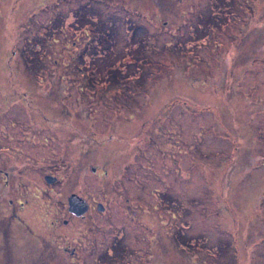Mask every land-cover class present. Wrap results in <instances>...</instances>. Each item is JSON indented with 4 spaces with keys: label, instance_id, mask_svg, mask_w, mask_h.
<instances>
[{
    "label": "rangeland",
    "instance_id": "374dc122",
    "mask_svg": "<svg viewBox=\"0 0 264 264\" xmlns=\"http://www.w3.org/2000/svg\"><path fill=\"white\" fill-rule=\"evenodd\" d=\"M0 164V264H264V0H0Z\"/></svg>",
    "mask_w": 264,
    "mask_h": 264
},
{
    "label": "flooded vegetation",
    "instance_id": "af4514ba",
    "mask_svg": "<svg viewBox=\"0 0 264 264\" xmlns=\"http://www.w3.org/2000/svg\"><path fill=\"white\" fill-rule=\"evenodd\" d=\"M238 7H240V5ZM2 152H5V150H3ZM6 152L7 153L10 152V150H7ZM6 165L8 166V164H6ZM6 165L0 164V187H4V188L6 187L7 189H9L10 185H12L11 181H13L12 178H10V175L13 176L14 173H13L12 168L7 167ZM91 171H92V173H95L96 169L92 168ZM49 176L56 179V181H54L53 183L58 182L57 181L58 178L55 175H45L44 179H45L46 183H48L47 179ZM106 176H108V173H106ZM252 183L254 184L255 182H250V184H252ZM14 191L16 193L14 192L13 195L8 194L4 197V199L0 198V208L2 205L7 207V209H9V207H11L8 216L3 217V220H0V222H2V221L6 222L10 227L16 223L18 225H20V223H23L24 225L27 226L26 221H24V219L27 218L28 214H26L25 216L21 215V212H23V210H24L23 203L21 202V200L18 199L19 195H17L18 193H17L16 187L14 188ZM72 194L79 196L80 198H82L87 203L88 209L84 215L77 216V214L69 211L68 199ZM226 195L227 194L225 193V190H223V191H220L218 196H220L222 198V200L224 201V198ZM70 196L67 198V205H64L62 203V205H63V207H65L66 213L69 215V217L62 218L63 219L62 221H60L61 219L58 218L57 221L60 222L59 226L62 225L63 227H68L71 223H73L72 221H74V220H85L90 209L93 210L95 208L98 211L97 212L98 214H100V213L104 214V209H105L104 206L105 205L103 203L98 202L96 204V207H95V205L89 203V201L85 197L81 196L80 194L71 193ZM60 209L62 210V207ZM26 211H28V210H26ZM28 219H25V220H28ZM93 224H95V225L97 224L95 219H94ZM52 225H53L54 230L58 228V223L53 222ZM29 230L31 231L30 228H29ZM56 235H58V236H56L57 239H53L52 244L50 242H46L44 240V238H42V241L46 242V251H44V249H43L44 246L42 247L41 242L39 243V245H41V246H38V248L42 247V251L40 253H36V257H39V255L48 254V258H42V260L40 261V264H48L49 261H56V262L58 261V262H60V264H68V263H71V261H70L71 258H75L76 255L79 254L77 247L73 246V242L71 244L70 240H67V241H69V243L68 242L66 243L67 244L66 247L60 248V245H62V242L64 241V239H66V237L67 238L69 237L63 229L61 231L59 229L57 231ZM8 237H9V235H8ZM114 245H115V243H114ZM114 245H113V248L110 249L111 253L109 252V255H108L109 257H118L119 256L121 258V257H124V256L120 255L121 253H122V255H124V254H127L128 252L133 251L131 245L124 246V247H121L122 249H118V250L113 251ZM114 253H115V255H114ZM141 255H142V253H141ZM102 256L107 257L105 255H102ZM134 258H135L134 259L135 262L139 261L138 251L135 253ZM31 262H32V264H37V261L33 260L32 258H31Z\"/></svg>",
    "mask_w": 264,
    "mask_h": 264
},
{
    "label": "water",
    "instance_id": "95a60500",
    "mask_svg": "<svg viewBox=\"0 0 264 264\" xmlns=\"http://www.w3.org/2000/svg\"><path fill=\"white\" fill-rule=\"evenodd\" d=\"M49 184H52L55 181V178L49 177ZM69 211L79 215H83L87 212L88 206L87 203L80 198L79 196L72 194L68 199Z\"/></svg>",
    "mask_w": 264,
    "mask_h": 264
},
{
    "label": "trees",
    "instance_id": "16d2710c",
    "mask_svg": "<svg viewBox=\"0 0 264 264\" xmlns=\"http://www.w3.org/2000/svg\"><path fill=\"white\" fill-rule=\"evenodd\" d=\"M83 16H84V14H83ZM81 17L80 18V24H83V25H88V24H90V25H92V26H94V27H100V25H102V27H104L105 26V23L103 22V21H101L98 25L97 24H93V23H91V22H89L88 20L90 19V18H87L86 16H84V17ZM84 23H87V24H84ZM76 27L77 28H79V26H77L76 25ZM134 30H135V28H133V32H132V34L134 33ZM105 32H107V33H109L108 31H106V30H101V29H95V34H104ZM133 36H134V34H133ZM134 38V37H133ZM90 47V46H89ZM89 84V82L87 81V85ZM8 101H11V98L8 96Z\"/></svg>",
    "mask_w": 264,
    "mask_h": 264
}]
</instances>
